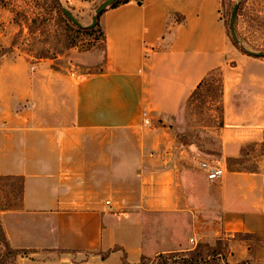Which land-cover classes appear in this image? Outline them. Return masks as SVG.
Listing matches in <instances>:
<instances>
[{
	"label": "crops",
	"instance_id": "obj_1",
	"mask_svg": "<svg viewBox=\"0 0 264 264\" xmlns=\"http://www.w3.org/2000/svg\"><path fill=\"white\" fill-rule=\"evenodd\" d=\"M139 1L102 15L105 49L82 56V66L99 71L62 87L51 71L29 79L28 67L4 81L0 175L24 178L21 206L3 211L4 228L13 246L42 248L24 264H139L188 250L191 239L264 237V160L254 171H233L227 163L240 156L245 132L264 131V102L254 110L255 96L264 95L263 67H223L234 60V47L213 18L217 0ZM0 12V21L11 22L1 2ZM216 69L223 77L217 162L224 172L212 181L198 163L206 159L178 142L171 125ZM250 86H258L257 94ZM113 132H137L139 142L110 145ZM99 138L103 143L90 144ZM95 147L102 150L96 157ZM260 241L255 257L247 245L242 259L258 262Z\"/></svg>",
	"mask_w": 264,
	"mask_h": 264
},
{
	"label": "rangeland",
	"instance_id": "obj_2",
	"mask_svg": "<svg viewBox=\"0 0 264 264\" xmlns=\"http://www.w3.org/2000/svg\"><path fill=\"white\" fill-rule=\"evenodd\" d=\"M0 1L12 12L11 22L8 23V20L0 21V92L6 90L3 85L4 81L8 79V72H14V69L22 72L24 71L22 67H28L27 77L33 81L40 80L45 75L48 76L50 71L54 72L56 77L53 76L52 79H56L57 82L54 85L59 87H62L63 82L78 79L80 74L87 75L100 70V67L82 66V56L93 50L103 52L104 27L101 17L104 13L99 16L94 31H80L70 21L66 20L60 10L54 7V0ZM60 1L64 8L73 13L83 27H87L92 23L96 9L104 0ZM236 4H239L235 21L237 42L233 39L230 30L231 15ZM2 16L0 12V17ZM213 18L223 24L231 46L234 47L232 54H229V57L234 58V60L223 61V67H263L261 70L264 72V57H255L247 53V51L264 52V0H217ZM39 63H44V65L41 67ZM219 72L222 73L221 70ZM217 75L216 79L220 76ZM16 77L18 78L19 75ZM250 87L254 88V95L257 94L258 86ZM251 88H249L250 92H252ZM37 90L39 89L37 88ZM254 99L257 102V108L255 107L254 110H262L260 102H264V95H256ZM196 105L197 102L189 108L185 107L181 113L180 123L173 119L171 128L177 135L178 142L183 140L181 136H184L186 140L183 141L191 144L189 146L195 147L202 157L206 160L217 161L221 148L220 128L215 125L218 102L207 103L201 111L197 109ZM143 126L149 127V125ZM254 130L255 132L250 131L251 135L250 132L243 134L245 138H242L240 156L232 158L234 160L229 162L232 168L253 171L257 170L260 161L264 160V131L260 128ZM260 130L262 131L259 132ZM136 133L129 132L126 135H120V133L113 132L107 138H109L110 145H117L118 143L132 145L139 142ZM251 136L253 138H249ZM98 143H103L102 138L94 139V142L90 144L96 145ZM236 145L238 144L232 145L231 150H234ZM91 150L94 151V157L101 154L99 151H102L96 147ZM18 184L19 181L14 179L0 180V207L8 203L7 195L16 190ZM257 194V191L253 193L255 201L258 198ZM12 203L20 204L19 200ZM258 208L259 206H256L255 211ZM2 213L3 211H0V219L6 234ZM31 230L38 234L40 227L32 226ZM6 237L7 244L0 242V264H24L27 263L26 258L30 253L42 250V248L15 247L11 244L7 234ZM219 238L221 241L217 244ZM244 238L243 234L223 233L217 238L198 239L196 244L191 243L190 249L185 251L193 250L199 244L209 243L216 247L221 246L225 260L234 263L249 257L248 251L244 254L248 245ZM259 239L264 242V237L260 236ZM243 255H246L245 259H242ZM257 259L258 262L253 261V264H264V250L258 249ZM157 260L158 255L146 258L144 263L152 264Z\"/></svg>",
	"mask_w": 264,
	"mask_h": 264
},
{
	"label": "trees",
	"instance_id": "obj_3",
	"mask_svg": "<svg viewBox=\"0 0 264 264\" xmlns=\"http://www.w3.org/2000/svg\"><path fill=\"white\" fill-rule=\"evenodd\" d=\"M128 0H119L117 3L112 5L111 7L117 6L119 3L127 2ZM2 3V1H0ZM141 2V0L139 1ZM54 7L57 10H60L61 13L63 12V5L60 0H54ZM107 10V9H106ZM65 16V14H64ZM66 20L70 21L66 16ZM74 26L78 28V30L89 31L92 32L95 28H88L83 26H78L72 21H70ZM105 40V39H104ZM105 49V44L103 45V50ZM220 76L216 79V76ZM223 77L222 73L219 72L218 69L211 71L208 73L206 77H204L199 84L197 85L196 89L191 93V95L187 98L185 107L189 108L193 103L197 102V109L199 111L211 101L218 102V106L216 107L217 116L215 119V125L218 128L224 126V105H223ZM209 101V102H208ZM183 140H186V137L181 136ZM181 140L180 142L184 145H191L185 141ZM234 160L232 158L227 159L228 168L233 171H244L242 169H234L230 165V161ZM249 171V170H248ZM254 171V170H253ZM3 179H14L18 180L19 184L16 187V190L9 193L8 196V203L2 205L0 207V211L11 210L19 208V205L22 203L23 199V192H24V178L22 176H3L0 175V180ZM15 199V200H14ZM16 200H19V203H12ZM235 234H243L244 239L248 242L250 256L252 258L255 257L256 248L258 245H261V241L257 239L256 235L252 233H244V232H236ZM252 241H251V240ZM220 238L217 239V244L220 243ZM0 242L8 243L6 234L4 232L1 219H0ZM223 249L221 246H213L209 243L199 244L195 249L189 251H176L170 253H161L158 255L157 262L152 264H253L254 262L251 259L244 260L241 262H234L229 263L228 260H225V256L222 253ZM170 254V255H167ZM146 257H143L140 264H145L144 260Z\"/></svg>",
	"mask_w": 264,
	"mask_h": 264
},
{
	"label": "water",
	"instance_id": "obj_4",
	"mask_svg": "<svg viewBox=\"0 0 264 264\" xmlns=\"http://www.w3.org/2000/svg\"><path fill=\"white\" fill-rule=\"evenodd\" d=\"M119 0H104L96 9V13L92 19V23L90 25H88V28H94L97 25L98 22V18L100 15H102V13H104L106 11V9L108 7H111L112 5H114L115 3H117ZM239 8V4H236L232 15H231V20H230V30H231V34L233 39L237 42L238 41V36L236 33V28H235V21H236V17H237V11ZM63 12L65 14V16L72 21L73 23H75L78 26H82L81 23L79 22V20L73 15V13L67 9L64 8ZM248 54L253 55L255 57H264V52H251V51H247Z\"/></svg>",
	"mask_w": 264,
	"mask_h": 264
},
{
	"label": "built area",
	"instance_id": "obj_5",
	"mask_svg": "<svg viewBox=\"0 0 264 264\" xmlns=\"http://www.w3.org/2000/svg\"><path fill=\"white\" fill-rule=\"evenodd\" d=\"M142 121L144 125H150L152 120L148 111L142 113ZM200 168L206 173L209 180H216L223 175V168L217 161L198 160ZM110 204V201H107ZM195 243L194 239H191Z\"/></svg>",
	"mask_w": 264,
	"mask_h": 264
}]
</instances>
